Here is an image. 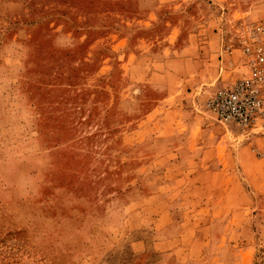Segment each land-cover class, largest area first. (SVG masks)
I'll use <instances>...</instances> for the list:
<instances>
[{
	"label": "rangeland",
	"instance_id": "obj_1",
	"mask_svg": "<svg viewBox=\"0 0 264 264\" xmlns=\"http://www.w3.org/2000/svg\"><path fill=\"white\" fill-rule=\"evenodd\" d=\"M255 26L264 0H0V264H264V118L205 107ZM195 27L219 42L176 60Z\"/></svg>",
	"mask_w": 264,
	"mask_h": 264
},
{
	"label": "built area",
	"instance_id": "obj_2",
	"mask_svg": "<svg viewBox=\"0 0 264 264\" xmlns=\"http://www.w3.org/2000/svg\"><path fill=\"white\" fill-rule=\"evenodd\" d=\"M242 50L248 75L214 91L205 106L223 125L253 129L264 118V27L253 28Z\"/></svg>",
	"mask_w": 264,
	"mask_h": 264
},
{
	"label": "crops",
	"instance_id": "obj_3",
	"mask_svg": "<svg viewBox=\"0 0 264 264\" xmlns=\"http://www.w3.org/2000/svg\"><path fill=\"white\" fill-rule=\"evenodd\" d=\"M175 28H177V27L174 26L172 29H175ZM195 28H196V32L193 31L189 34L188 38L186 37L187 40H186V42H184L186 45L185 48L182 47V48L178 49L180 54L178 55V57L175 58L176 60L194 61V63H195L201 58V55L204 53V51H207L209 49V47L212 45L213 41H215L216 44L219 42L217 35L212 36L211 34H208L207 31L204 32L205 33L204 35H201L200 34L201 30H198L197 27H195ZM173 31L176 32L175 30H173ZM171 32H172V30H171ZM166 43H167L166 45H170V43H173V41L171 39H166ZM229 57L227 54L224 56V58H226V59H230ZM222 63H223L222 70H223V68L227 69L228 67H227L226 61L222 62ZM196 71H197V69H196ZM216 71H218V70L216 69ZM153 74H155V72L147 73V75H153ZM188 74L189 75L194 74V71H192L191 74L190 73H184V74H182V76H187ZM186 83H188V82H186ZM180 84H182V85H180V88L178 89V91L175 94L172 92L165 94L166 96L164 95V98L160 103H171L170 98H173V103H176L175 107H178L181 103H187L186 101L182 100V99H186L187 96L188 97L190 96V94H188L186 92L187 91V89H186L187 85H184L183 81ZM220 84H221V82L219 83V85ZM229 86H231V85L225 84V85H220L218 87L222 88V87H229ZM219 88H216V89H219ZM181 106L182 105H180V107ZM180 110H181V108H180Z\"/></svg>",
	"mask_w": 264,
	"mask_h": 264
},
{
	"label": "bare ground",
	"instance_id": "obj_4",
	"mask_svg": "<svg viewBox=\"0 0 264 264\" xmlns=\"http://www.w3.org/2000/svg\"><path fill=\"white\" fill-rule=\"evenodd\" d=\"M206 107V106H205ZM207 109V108H206ZM208 111V110H207ZM242 129H244V128H242Z\"/></svg>",
	"mask_w": 264,
	"mask_h": 264
}]
</instances>
